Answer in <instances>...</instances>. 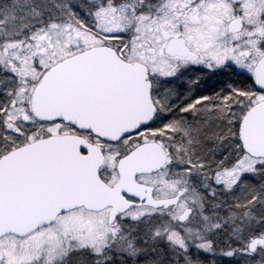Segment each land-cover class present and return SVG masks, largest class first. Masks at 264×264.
I'll return each mask as SVG.
<instances>
[{
  "label": "snow or ice",
  "instance_id": "snow-or-ice-1",
  "mask_svg": "<svg viewBox=\"0 0 264 264\" xmlns=\"http://www.w3.org/2000/svg\"><path fill=\"white\" fill-rule=\"evenodd\" d=\"M0 264H264V0H0Z\"/></svg>",
  "mask_w": 264,
  "mask_h": 264
}]
</instances>
